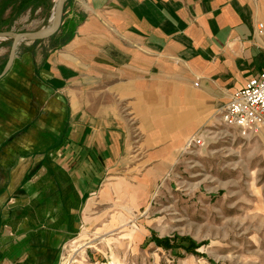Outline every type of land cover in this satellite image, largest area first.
Masks as SVG:
<instances>
[{"label": "crops", "instance_id": "obj_1", "mask_svg": "<svg viewBox=\"0 0 264 264\" xmlns=\"http://www.w3.org/2000/svg\"><path fill=\"white\" fill-rule=\"evenodd\" d=\"M64 16L62 45L22 42L0 79V264H60L125 167L155 181L199 129L234 128L220 110L264 71V0H67Z\"/></svg>", "mask_w": 264, "mask_h": 264}, {"label": "rangeland", "instance_id": "obj_2", "mask_svg": "<svg viewBox=\"0 0 264 264\" xmlns=\"http://www.w3.org/2000/svg\"><path fill=\"white\" fill-rule=\"evenodd\" d=\"M55 4L0 0V32L48 26ZM70 30L66 22L34 44L56 48ZM11 46V38L0 39V75ZM194 136L160 179L143 180L149 168L125 167L113 181L117 194L109 191L95 205L86 229L64 246L60 264H264V132L208 127ZM155 237L175 246L148 241Z\"/></svg>", "mask_w": 264, "mask_h": 264}, {"label": "built area", "instance_id": "obj_3", "mask_svg": "<svg viewBox=\"0 0 264 264\" xmlns=\"http://www.w3.org/2000/svg\"><path fill=\"white\" fill-rule=\"evenodd\" d=\"M258 34H264V23L258 25ZM219 121L223 126L239 129L244 135L264 132V71L232 95L220 110ZM196 139L194 136L190 143Z\"/></svg>", "mask_w": 264, "mask_h": 264}, {"label": "water", "instance_id": "obj_4", "mask_svg": "<svg viewBox=\"0 0 264 264\" xmlns=\"http://www.w3.org/2000/svg\"><path fill=\"white\" fill-rule=\"evenodd\" d=\"M67 0H56L54 11L50 20V24L36 31L31 32H0V39L11 38L12 46L5 68L0 75V79L5 76L11 69L17 55L19 45L24 41H40L54 36L63 24L64 11Z\"/></svg>", "mask_w": 264, "mask_h": 264}, {"label": "trees", "instance_id": "obj_5", "mask_svg": "<svg viewBox=\"0 0 264 264\" xmlns=\"http://www.w3.org/2000/svg\"><path fill=\"white\" fill-rule=\"evenodd\" d=\"M177 239H179V238H177ZM176 239V240H177ZM148 241H151V242H153V241H156V243L158 244V245H169L170 246V248L172 249L174 246H175V244H170V240L169 239H167V238H163V239H161V238H157V237H155V238H150ZM186 249H190V247H187Z\"/></svg>", "mask_w": 264, "mask_h": 264}, {"label": "bare ground", "instance_id": "obj_6", "mask_svg": "<svg viewBox=\"0 0 264 264\" xmlns=\"http://www.w3.org/2000/svg\"><path fill=\"white\" fill-rule=\"evenodd\" d=\"M52 17V16H51ZM51 20V19H50Z\"/></svg>", "mask_w": 264, "mask_h": 264}]
</instances>
